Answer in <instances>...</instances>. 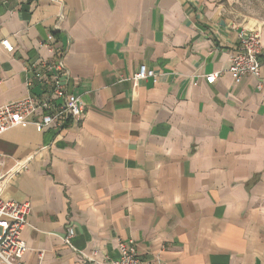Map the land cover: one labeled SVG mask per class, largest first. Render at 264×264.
Listing matches in <instances>:
<instances>
[{
    "label": "crops",
    "instance_id": "1",
    "mask_svg": "<svg viewBox=\"0 0 264 264\" xmlns=\"http://www.w3.org/2000/svg\"><path fill=\"white\" fill-rule=\"evenodd\" d=\"M242 28L215 0H0V105L40 93L29 65L52 48L84 105L0 135V174L28 162L4 193L32 205L24 264L109 262L119 239L153 264H264V53L236 84Z\"/></svg>",
    "mask_w": 264,
    "mask_h": 264
},
{
    "label": "built area",
    "instance_id": "2",
    "mask_svg": "<svg viewBox=\"0 0 264 264\" xmlns=\"http://www.w3.org/2000/svg\"><path fill=\"white\" fill-rule=\"evenodd\" d=\"M59 1V0H56ZM64 12L60 15L63 18ZM239 44L232 55L229 72L233 80L238 84L245 75H253L260 79L262 75V62L259 55L264 53V45L261 44V36L258 29L242 28L238 34ZM54 34H48V41H53ZM2 45L12 52L14 45L8 38L1 41ZM52 45V44H51ZM53 47V46H51ZM53 57L34 61L29 65L32 79L40 86V93L29 94L20 100L6 102L0 105V135L9 129L24 123L38 125L43 128L53 127L63 131L69 123H78L83 119L84 105L79 96H75L68 90L69 70L65 56L57 54L55 48ZM132 77L133 83L145 78L154 77L156 72L142 64ZM220 72L208 73L203 78L208 83H214ZM196 79H194V82ZM261 86V82H259ZM5 161V155L0 152V164ZM28 167V162L22 160L16 162L13 168L0 174V264H24L23 257L29 249L21 235L28 223L31 213V202H18L13 199H5L4 193L10 180ZM74 231L70 230L64 237L65 244H71ZM119 255L116 259L101 264H153L143 261L138 255L134 240H118ZM87 259L91 257L82 254Z\"/></svg>",
    "mask_w": 264,
    "mask_h": 264
},
{
    "label": "rangeland",
    "instance_id": "3",
    "mask_svg": "<svg viewBox=\"0 0 264 264\" xmlns=\"http://www.w3.org/2000/svg\"><path fill=\"white\" fill-rule=\"evenodd\" d=\"M215 1L234 22L261 32V27L264 26V0Z\"/></svg>",
    "mask_w": 264,
    "mask_h": 264
}]
</instances>
